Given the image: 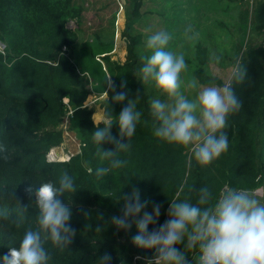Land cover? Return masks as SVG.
Returning <instances> with one entry per match:
<instances>
[{"label": "trees", "instance_id": "16d2710c", "mask_svg": "<svg viewBox=\"0 0 264 264\" xmlns=\"http://www.w3.org/2000/svg\"><path fill=\"white\" fill-rule=\"evenodd\" d=\"M127 1L123 0L126 21L121 31L125 59L117 62L104 54L101 66L96 60L100 52L94 46H111L112 41L93 45L88 39L80 41L87 31L86 0H0V43L4 45V53L0 52V144L6 146L8 156L7 160L0 158V257L10 247H19L26 229L37 227L38 210L26 189L31 186L35 190L42 182L58 184L63 172L74 178L78 189L61 197L71 207L70 225L76 235L63 251L46 244L51 254L49 264H95L104 253L111 254V264H144L152 257L154 250L133 245L132 238L138 234L134 222L126 232L111 225L96 231L98 224L122 214L124 201L119 194L130 192L133 186L140 189L142 201H149L147 211H152L153 204L161 205V215L156 225H149V231L167 219L170 201L195 204L202 186L212 194L210 203L226 186H264V46L249 45L242 50L237 64L243 66L246 76L234 85L242 107L228 117L225 131L229 148L210 165L200 166L194 160L189 162L188 146L170 144L154 135L150 114L153 92L140 73L145 42L140 34L130 32L140 16V1L129 0L130 10ZM241 17L249 20V32L262 35L264 0H255L251 11L241 10ZM70 20L76 22L74 29L67 26ZM112 21L108 28H113ZM94 33L105 36L103 28ZM78 44L85 49L82 57L89 64L81 70L74 61ZM198 48L199 61L204 63L203 48ZM90 76L100 81L99 88L105 91L99 109L118 117L127 101L113 102L115 90L135 99L141 112L135 133L128 138L130 149L119 154L127 165L102 177H97L95 170L107 167L108 162L97 156L98 145L92 140L96 110L86 102L91 92ZM195 76L200 83L223 84L201 67ZM66 113L70 114L68 127L79 140V151L66 160H48L47 152L63 141L61 123ZM111 135L119 137L118 125L113 124ZM126 141V137L122 139ZM101 147L114 150L115 145L104 143ZM101 213L104 221L97 219ZM177 247L183 250L182 244ZM184 251L190 261L199 254L198 249Z\"/></svg>", "mask_w": 264, "mask_h": 264}, {"label": "clouds", "instance_id": "9594fccd", "mask_svg": "<svg viewBox=\"0 0 264 264\" xmlns=\"http://www.w3.org/2000/svg\"><path fill=\"white\" fill-rule=\"evenodd\" d=\"M190 32L191 27L185 35ZM188 38L197 39L198 34ZM171 39V33L157 31L146 39L145 51L140 56L142 79L153 82L157 91L168 97L167 101L156 98L150 102L154 135L170 144L188 146L189 162L194 160L207 166L229 148L225 131L228 117L242 107L234 85L243 81L246 70L238 63L221 86L202 87L189 99L182 89H197L198 81L194 76L187 82L182 78L181 74L188 70L185 54L168 48ZM210 60L219 63L220 57L211 53ZM113 91V102H127L118 117L107 110L101 119L93 116L96 130L91 135L98 145L96 154L108 162L107 167L95 170L97 177L127 165L119 154L130 149L128 138L134 135L141 119L136 100L128 99L125 91ZM113 124L118 125L119 137L111 135ZM125 137L127 141L122 142ZM104 143L114 144V150L103 149ZM6 152V146L0 144V158L7 160ZM77 190L74 178L67 172L61 173L58 184L42 182L35 190L27 188L29 201L38 210L37 227L26 229L19 247H10L0 257V264H49L51 254L46 244L62 251L68 249L76 231L70 225L71 207L61 197ZM211 196L210 190L202 186L197 190L195 204L179 199L170 201L167 219L149 231V225H156L161 215V205L153 204L152 211H147L149 201H142L140 189L133 186L130 192L119 194L124 201L122 214H114L98 224L96 231L111 225L126 232L134 222L138 234L132 238L133 245L154 250L144 264H264V191L226 186L214 203H210ZM97 219L104 221V214ZM181 244L183 250L177 247ZM184 249H198L199 254L190 261ZM111 260V254L104 253L95 264H111Z\"/></svg>", "mask_w": 264, "mask_h": 264}, {"label": "rangeland", "instance_id": "374dc122", "mask_svg": "<svg viewBox=\"0 0 264 264\" xmlns=\"http://www.w3.org/2000/svg\"><path fill=\"white\" fill-rule=\"evenodd\" d=\"M139 1L140 16L132 23L130 32L140 34L143 42H146V39L157 31L165 30L171 33L172 39L168 48L174 52L185 54L188 70L181 74L185 82L193 76L196 78L195 70L201 67L207 75L216 77L224 83L230 77L233 67L237 65L244 48L249 45L264 46V33L257 36L249 32V20L244 21L241 17V10L247 8L251 11V5L253 6L255 0ZM131 2L127 1L129 10L132 8ZM84 5L86 8L84 11L86 17L84 26L87 31L80 41L88 39L89 44L92 45L97 41H112L111 46H94L100 52L96 55V60H100L102 55L108 54L113 61H124L126 48L121 37V31L126 21V11L124 12L123 0H86ZM110 20H113V28L112 26L108 28ZM67 26L74 29L76 22L70 20ZM189 27H191L192 32L186 36L185 32ZM100 28L104 29L106 38L105 36L100 38L94 33ZM194 34H198L197 39L188 38ZM198 46L203 48L204 63L199 61ZM74 51V61L77 68L81 70L87 67L89 64L82 57L85 49H82L78 44ZM144 51L143 49L142 52ZM211 53H215L220 57L219 63L210 60ZM90 80L91 92L86 102L96 110L93 116L96 114V118L101 119L103 111L99 109L98 105L99 101L105 96V91L100 90V81L94 80L92 76H90ZM148 85V89L153 92V99L168 100L166 95L157 91L153 82L148 81ZM212 85L221 86L219 84H204L198 81L197 89L184 88L182 90L191 99L200 88ZM66 114L61 123L63 141L59 146L54 147V156L51 155V150L47 152L46 158L48 160H66L79 151V140L68 127V116L70 114ZM257 189L264 191V186Z\"/></svg>", "mask_w": 264, "mask_h": 264}, {"label": "built area", "instance_id": "2783aa9c", "mask_svg": "<svg viewBox=\"0 0 264 264\" xmlns=\"http://www.w3.org/2000/svg\"><path fill=\"white\" fill-rule=\"evenodd\" d=\"M63 49H65V47H63ZM0 52L4 53V45L2 43H0ZM69 113H71V112H69Z\"/></svg>", "mask_w": 264, "mask_h": 264}, {"label": "bare ground", "instance_id": "6f19581e", "mask_svg": "<svg viewBox=\"0 0 264 264\" xmlns=\"http://www.w3.org/2000/svg\"><path fill=\"white\" fill-rule=\"evenodd\" d=\"M53 149H54V148H51V149H50V150H51V155H52V156H54V154H53V153H54V150H53ZM57 156H58V155H57ZM50 157H51V156H50Z\"/></svg>", "mask_w": 264, "mask_h": 264}]
</instances>
